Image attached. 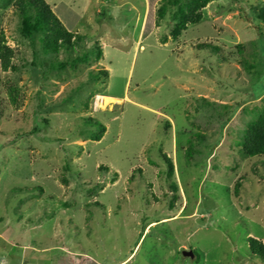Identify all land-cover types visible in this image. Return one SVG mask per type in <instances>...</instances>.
Listing matches in <instances>:
<instances>
[{"label": "rangeland", "instance_id": "rangeland-1", "mask_svg": "<svg viewBox=\"0 0 264 264\" xmlns=\"http://www.w3.org/2000/svg\"><path fill=\"white\" fill-rule=\"evenodd\" d=\"M14 1L0 264H262L246 240L264 244V156L241 148L264 112V0L162 1L144 39L147 0H44L86 36L57 53L20 36ZM187 6L201 19L177 35Z\"/></svg>", "mask_w": 264, "mask_h": 264}, {"label": "trees", "instance_id": "trees-1", "mask_svg": "<svg viewBox=\"0 0 264 264\" xmlns=\"http://www.w3.org/2000/svg\"><path fill=\"white\" fill-rule=\"evenodd\" d=\"M202 1L203 3L200 4V7H202L207 0ZM161 2L164 4L169 2L170 5L174 3V1L170 0H147V12L144 18L141 38H146L152 32L154 28V7ZM198 2H200V0L193 1L195 5H198ZM13 7L19 18L20 36L28 40L31 45H34V42L38 41L41 50L45 53H57L60 49L71 50L74 42L77 43L86 39L85 35L67 31L44 0H15ZM196 9V7L192 6L191 8L187 6V13H183L180 10L178 14V29L176 30L177 35L179 31H184L187 25L197 23L201 19L200 14H196ZM258 18L264 22V11L258 14ZM96 52L97 56L100 58L102 56L101 48L96 49ZM229 53L230 55L234 54L231 51H229ZM13 58L14 51L6 46L3 36L0 35V67L2 71L16 69L15 65L11 63ZM86 59L87 56L83 54L81 58L77 57L76 61H84ZM50 68L63 69L64 64L51 65ZM102 74L104 76L107 75L105 71ZM93 78L96 79L98 76L94 75ZM93 124L98 126L101 130V133L93 136L94 141H98L105 130L99 123L93 122ZM36 131L37 130H33L32 132ZM241 152L245 158L264 156V112L259 115L254 122L247 126L246 134L242 141ZM165 162L168 165V171L172 173L173 167L170 160L165 159ZM106 169L105 167L102 168V170L107 171ZM246 242L251 257L258 259L264 264V244L253 238H248Z\"/></svg>", "mask_w": 264, "mask_h": 264}, {"label": "water", "instance_id": "water-1", "mask_svg": "<svg viewBox=\"0 0 264 264\" xmlns=\"http://www.w3.org/2000/svg\"><path fill=\"white\" fill-rule=\"evenodd\" d=\"M182 256L183 257H188V258H193V254L189 251V252H182Z\"/></svg>", "mask_w": 264, "mask_h": 264}]
</instances>
